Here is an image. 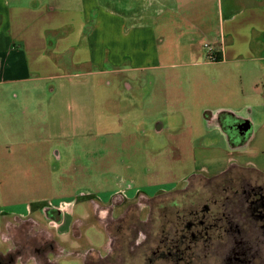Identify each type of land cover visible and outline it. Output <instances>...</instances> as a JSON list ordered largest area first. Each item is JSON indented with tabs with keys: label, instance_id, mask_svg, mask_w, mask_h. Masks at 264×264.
Segmentation results:
<instances>
[{
	"label": "rangeland",
	"instance_id": "374dc122",
	"mask_svg": "<svg viewBox=\"0 0 264 264\" xmlns=\"http://www.w3.org/2000/svg\"><path fill=\"white\" fill-rule=\"evenodd\" d=\"M238 1L236 7L253 3ZM99 4L105 16L95 43L97 60L109 59L102 67L114 72L76 76L66 83L69 93L76 94L70 97L69 104L75 108L69 113L68 128L77 107L84 105L95 108L98 131L86 127L84 137L77 138L75 132L67 144L53 142L52 155L43 164L23 162L14 175L5 172V162L0 165V212L21 214L25 205L35 202L45 207L68 204L85 227L76 239L71 234L59 236L43 219L36 220L38 224L5 220L0 255L19 249L23 260L14 257V264H83L86 256L89 264H141L142 254L131 252L130 246L135 239L133 224L140 227L148 212L137 206L142 200L115 198L112 208L101 203H109L116 192L133 199L138 191L152 196L162 189L181 188L191 175L213 177L230 165L264 169V85L257 83L258 74L249 68L242 81L240 75L234 78V90L242 85L243 94H214L212 87L195 81L223 66L193 64L196 59L188 44L192 34L165 36L156 27L167 16L158 15L159 6L150 0H99ZM110 12L125 20L112 25ZM139 26L148 29L130 31ZM204 44L201 54L208 50V42ZM145 62L155 67L131 69ZM226 71L229 76L230 68ZM223 87L230 91L232 85ZM9 102L18 104V100ZM223 117L226 125L248 122L252 139L242 145L229 140L217 128V120ZM89 199H93L90 204ZM72 219L62 217V230L69 231ZM122 219L126 229L120 242L111 245L105 226ZM46 243L53 246L54 255Z\"/></svg>",
	"mask_w": 264,
	"mask_h": 264
},
{
	"label": "crops",
	"instance_id": "0c3cea01",
	"mask_svg": "<svg viewBox=\"0 0 264 264\" xmlns=\"http://www.w3.org/2000/svg\"><path fill=\"white\" fill-rule=\"evenodd\" d=\"M150 2L161 8L158 15H167L156 26L165 36L192 34L188 44L196 59L193 64L223 66L201 74L203 78H196L195 84L212 87L214 94L230 92L235 97L244 92L242 85L234 90V78L240 75L242 81L253 69V75L258 74L257 83L264 85V0H253L252 6L242 7H236L238 0H226L225 4L223 0ZM100 12L99 0H0V165L5 162L6 173L14 175L26 161L43 164L52 155L53 142L67 144L75 132H79L77 138L84 137L86 127L98 131L95 108L86 109L84 105L77 107L73 125L68 128L69 113L75 108L69 104L70 97L76 94L69 93L66 83L76 76L97 77L114 72L102 67L109 59L97 60L95 43L105 16ZM108 16L114 26L125 20L112 12ZM131 29L146 31L148 27ZM204 41L212 51L201 54ZM146 63L131 69L155 67ZM229 82L230 91L223 87H229ZM12 99L18 104L10 103ZM77 115L87 118L88 125ZM224 119L217 120V128L226 136ZM251 139L250 135L247 141ZM60 205L45 207L35 202L25 205L21 214L0 212V232L2 222L8 218L39 220L43 219V209L56 210ZM64 205L62 215L73 218L71 228L74 219H82L74 218L68 204ZM62 217L55 218L57 232L59 236L70 235V228L62 230Z\"/></svg>",
	"mask_w": 264,
	"mask_h": 264
},
{
	"label": "flooded vegetation",
	"instance_id": "af4514ba",
	"mask_svg": "<svg viewBox=\"0 0 264 264\" xmlns=\"http://www.w3.org/2000/svg\"><path fill=\"white\" fill-rule=\"evenodd\" d=\"M244 124L233 121L226 125L223 120L224 133L229 140H237L236 145L245 143L250 135V128L244 133ZM115 198L142 200L137 206L148 210L145 219L139 221L141 226L134 223L131 229L135 239L130 249L142 254L141 264H264V169L230 165L213 177L191 175L181 188L162 189L152 196L138 191L133 199L117 193L109 203L101 204L112 208ZM92 201L89 199V204ZM42 213L44 222L57 232L55 218L64 214L51 208ZM19 219L37 223L31 217ZM124 222L122 219L105 226L111 245L120 242V234L126 229ZM83 227V220L74 219L72 237L79 239ZM45 248L54 255L50 243ZM93 252L101 258L99 251ZM14 257L23 260L21 251L13 249L0 255V264H14ZM83 264H89L87 256Z\"/></svg>",
	"mask_w": 264,
	"mask_h": 264
},
{
	"label": "built area",
	"instance_id": "2783aa9c",
	"mask_svg": "<svg viewBox=\"0 0 264 264\" xmlns=\"http://www.w3.org/2000/svg\"><path fill=\"white\" fill-rule=\"evenodd\" d=\"M207 47H208V51L211 52L212 49L209 46H207ZM64 208H65V205L62 204L56 210L59 211L62 214V211H63Z\"/></svg>",
	"mask_w": 264,
	"mask_h": 264
},
{
	"label": "water",
	"instance_id": "95a60500",
	"mask_svg": "<svg viewBox=\"0 0 264 264\" xmlns=\"http://www.w3.org/2000/svg\"><path fill=\"white\" fill-rule=\"evenodd\" d=\"M249 128H250V125H249L248 123H245V124L243 125V131H244L245 134L248 133Z\"/></svg>",
	"mask_w": 264,
	"mask_h": 264
},
{
	"label": "trees",
	"instance_id": "16d2710c",
	"mask_svg": "<svg viewBox=\"0 0 264 264\" xmlns=\"http://www.w3.org/2000/svg\"><path fill=\"white\" fill-rule=\"evenodd\" d=\"M212 60H213V61H219V58H218V57H216V58H215V57H212ZM50 215H55V213H51V212H50ZM14 220H21V219H19V218H14ZM24 221L27 222V221H29V220H24ZM3 222H4V221H3Z\"/></svg>",
	"mask_w": 264,
	"mask_h": 264
}]
</instances>
